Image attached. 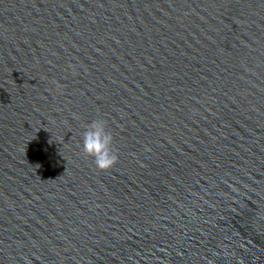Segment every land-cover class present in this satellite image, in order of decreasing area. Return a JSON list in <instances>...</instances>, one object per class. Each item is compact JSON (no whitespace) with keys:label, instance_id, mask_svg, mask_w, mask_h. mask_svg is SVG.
Here are the masks:
<instances>
[{"label":"water","instance_id":"water-1","mask_svg":"<svg viewBox=\"0 0 264 264\" xmlns=\"http://www.w3.org/2000/svg\"><path fill=\"white\" fill-rule=\"evenodd\" d=\"M0 264H264V0H0Z\"/></svg>","mask_w":264,"mask_h":264},{"label":"clouds","instance_id":"clouds-1","mask_svg":"<svg viewBox=\"0 0 264 264\" xmlns=\"http://www.w3.org/2000/svg\"><path fill=\"white\" fill-rule=\"evenodd\" d=\"M113 135L106 130L102 119L92 121L83 133V151L94 158L98 170L107 171L118 161V153L113 147Z\"/></svg>","mask_w":264,"mask_h":264}]
</instances>
